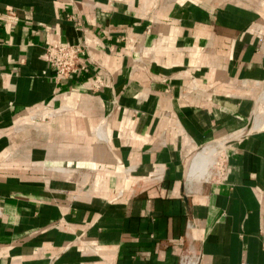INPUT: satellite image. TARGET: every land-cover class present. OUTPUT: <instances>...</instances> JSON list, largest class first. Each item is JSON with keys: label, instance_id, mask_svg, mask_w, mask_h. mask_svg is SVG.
Wrapping results in <instances>:
<instances>
[{"label": "crops", "instance_id": "0c3cea01", "mask_svg": "<svg viewBox=\"0 0 264 264\" xmlns=\"http://www.w3.org/2000/svg\"><path fill=\"white\" fill-rule=\"evenodd\" d=\"M0 264H264V0H0Z\"/></svg>", "mask_w": 264, "mask_h": 264}, {"label": "built area", "instance_id": "2783aa9c", "mask_svg": "<svg viewBox=\"0 0 264 264\" xmlns=\"http://www.w3.org/2000/svg\"><path fill=\"white\" fill-rule=\"evenodd\" d=\"M81 47L79 45L48 46L45 48L46 61L53 68L57 78L68 77L77 67ZM212 171L217 178L224 176V161L216 164Z\"/></svg>", "mask_w": 264, "mask_h": 264}, {"label": "bare ground", "instance_id": "6f19581e", "mask_svg": "<svg viewBox=\"0 0 264 264\" xmlns=\"http://www.w3.org/2000/svg\"><path fill=\"white\" fill-rule=\"evenodd\" d=\"M229 139H232V138H229ZM227 142H228L227 140H222L221 142L214 143V144L215 145L222 144L223 145L222 149H223V152L225 154V147H226L225 144ZM205 146H208V148H209V145H205ZM203 148H201V149H203ZM202 152L203 153H201L200 155L196 156L197 158L190 164V166H188L189 167V170H188L189 177L192 178V179L193 178L194 179L201 178L203 176V171H204L203 169H205L204 166L206 165L207 161L210 159L209 157L212 158L216 151L215 150L214 151L213 150L208 151V149H207V151L205 150V152L204 151H202ZM224 154L221 155L222 158H223ZM215 164H216V161L214 160L212 166L207 170V174H206L205 178H203L204 180H208V179H210L212 177L211 168Z\"/></svg>", "mask_w": 264, "mask_h": 264}, {"label": "rangeland", "instance_id": "374dc122", "mask_svg": "<svg viewBox=\"0 0 264 264\" xmlns=\"http://www.w3.org/2000/svg\"><path fill=\"white\" fill-rule=\"evenodd\" d=\"M210 146H212V147H214L215 148V150H216V152L214 153V155H213V158H214V160L216 161V164H219L221 161H222V159L224 158V156H223V158H222V154H224V152H223V145L222 144H218V145H215V144H209ZM221 157V158H220ZM213 164V163H212ZM212 164H211V166H212ZM216 164L211 168V172H212V174H213V172L214 171H212L213 170V168L214 167H216ZM210 166V167H211ZM209 167V168H210ZM213 177V176H212Z\"/></svg>", "mask_w": 264, "mask_h": 264}]
</instances>
